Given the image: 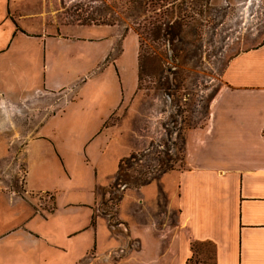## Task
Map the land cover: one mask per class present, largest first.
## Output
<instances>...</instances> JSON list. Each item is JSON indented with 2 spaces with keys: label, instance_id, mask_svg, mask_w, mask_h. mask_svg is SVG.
<instances>
[{
  "label": "crops",
  "instance_id": "0c3cea01",
  "mask_svg": "<svg viewBox=\"0 0 264 264\" xmlns=\"http://www.w3.org/2000/svg\"><path fill=\"white\" fill-rule=\"evenodd\" d=\"M57 11L50 0H0L1 113L39 94L73 89L75 98L59 114L63 122L79 113L78 132L71 131L89 136L80 145L77 139L74 152L92 165L93 178L77 197L55 185L75 178L65 168L73 148L59 152L60 123L53 121L60 115L49 116L22 143L21 193L0 189V264H188L192 242L210 245L209 264H264V28L256 30L263 37L257 45L234 53L222 68L205 137L188 151L187 167L121 191L114 212L121 226L110 228L94 216V187L111 181L134 144L111 153L124 126L106 123L129 100L134 53L124 44L103 63L114 26L71 28L54 21ZM109 155L110 167L97 168L94 158ZM48 159L60 165L52 177L48 167L39 168ZM48 180L51 187L40 185Z\"/></svg>",
  "mask_w": 264,
  "mask_h": 264
},
{
  "label": "rangeland",
  "instance_id": "374dc122",
  "mask_svg": "<svg viewBox=\"0 0 264 264\" xmlns=\"http://www.w3.org/2000/svg\"><path fill=\"white\" fill-rule=\"evenodd\" d=\"M50 1L58 10L54 21L62 25L71 28L77 25L114 26L117 30L115 41L103 63L118 55L124 44L130 51L133 49L130 69L133 86L129 100L116 108L106 123L124 126L120 133H115L116 141L109 145L111 153H124L126 145L134 144L118 159L111 181L94 187V216H103L110 228L120 227L114 212L118 209L121 191L144 185L162 173L185 169L188 151L193 152L201 145L208 105L221 83L222 68L234 53L254 47L263 38L256 30L264 28V21H261L264 0H142L140 6L131 0L128 7L124 3L126 0ZM184 5L191 9H184ZM184 12L187 17L182 15ZM177 17L182 18L181 32L173 37L163 28H166L165 22L169 25ZM155 26H158L157 33ZM121 93L125 94L123 89ZM75 96L73 89L39 94L13 104L16 109L7 115L2 114L0 108V156L4 152L2 146L6 145L8 152V155L2 153L5 155L0 158V175L5 178L0 181V189L21 193L22 143L35 135L49 116L59 114L64 103ZM59 115L53 121L60 123L55 145L62 155H65L63 146L73 148L68 152L71 154L66 158L65 168L75 178L55 182V185L71 190L70 197H77L83 190H76L91 182L93 172L91 164L85 165L77 157L74 143L79 138L78 143L82 144L89 133L71 131L75 126L78 132L79 113L63 122V115ZM91 137L93 142L96 137L93 134ZM75 158L78 159L73 163ZM109 158L110 155L94 158L97 168L108 169ZM47 167L52 177L60 165L54 159L39 164L41 169ZM53 182L48 180L40 185L51 187ZM162 198L160 195L161 206ZM49 200L43 204L46 210L51 207ZM191 248L194 255L188 264L210 263V245L192 242Z\"/></svg>",
  "mask_w": 264,
  "mask_h": 264
},
{
  "label": "trees",
  "instance_id": "16d2710c",
  "mask_svg": "<svg viewBox=\"0 0 264 264\" xmlns=\"http://www.w3.org/2000/svg\"><path fill=\"white\" fill-rule=\"evenodd\" d=\"M134 1V0H133ZM131 0H126L125 5H127L126 7L129 6V4H131V2H133ZM136 3L138 4V6L142 5L140 4L142 0H135ZM188 1V0H187ZM184 9H191L190 6L188 5H184ZM183 16L185 15L186 17L188 16L186 14V12H184L182 14ZM170 19V17H168ZM177 20H173L169 25L167 24V22H165V27L163 28L164 32L169 33L171 36L175 37V36H179L180 32H181V22H182V18L177 17ZM180 20V21H178ZM168 21V20H166ZM154 31H156V33L158 32V26H155Z\"/></svg>",
  "mask_w": 264,
  "mask_h": 264
}]
</instances>
